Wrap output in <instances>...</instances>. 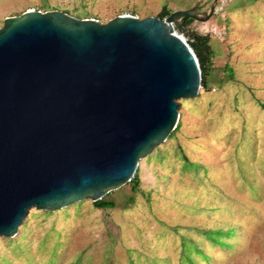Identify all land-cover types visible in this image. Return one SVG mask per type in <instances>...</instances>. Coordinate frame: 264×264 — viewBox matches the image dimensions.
<instances>
[{"label": "rangeland", "instance_id": "rangeland-1", "mask_svg": "<svg viewBox=\"0 0 264 264\" xmlns=\"http://www.w3.org/2000/svg\"><path fill=\"white\" fill-rule=\"evenodd\" d=\"M163 6L202 18L173 27L186 42L193 32L209 37L208 87L179 100L180 127L161 157L140 160L138 191L110 190L111 209L89 200L29 209L15 236L0 237V264H189L186 255L194 264H264V0H0V27L29 10L104 24L157 17ZM179 149L197 171L184 168ZM209 229L232 230L221 238L229 246L207 242Z\"/></svg>", "mask_w": 264, "mask_h": 264}, {"label": "water", "instance_id": "water-1", "mask_svg": "<svg viewBox=\"0 0 264 264\" xmlns=\"http://www.w3.org/2000/svg\"><path fill=\"white\" fill-rule=\"evenodd\" d=\"M212 13V8L207 17ZM168 17L101 24L29 10L0 27V237L29 209L102 199L163 144L179 100L201 87L195 54Z\"/></svg>", "mask_w": 264, "mask_h": 264}, {"label": "trees", "instance_id": "trees-1", "mask_svg": "<svg viewBox=\"0 0 264 264\" xmlns=\"http://www.w3.org/2000/svg\"><path fill=\"white\" fill-rule=\"evenodd\" d=\"M65 13L68 14V12L65 11ZM171 14V11H169L166 6L162 7L161 12L157 16L160 19H164L168 17ZM194 20H192L189 17H184L180 19V26L177 28L178 32H183L184 26L188 27ZM188 45L190 46L191 50L195 54V57L198 60L199 67H200V73H201V88L206 89L208 87V80H209V74H210V69H211V57L212 56V50L210 46V39L207 35H201L198 33H192L191 34V39L187 42ZM225 69L227 70L228 73V78L230 80L234 79L233 77V70L229 65H225ZM180 127V123L177 122L176 127L174 128L173 131L169 134L167 140L171 139L176 131H178ZM166 140V141H167ZM165 141V142H166ZM179 154H181V158L183 160V166L185 169H193L195 171L200 168V165L197 163H191L184 155V153L181 152V150H177ZM162 152L159 147H156L147 157H161ZM131 185V188L133 191H138L139 190V185H140V179L137 174V170L134 173V176L132 179L128 182ZM106 195L97 201L92 202V205L94 206L93 208L95 209H111L114 207V203L110 200H106ZM82 202V201H81ZM77 205L80 204L76 203ZM71 206V205H70ZM43 213L48 214L50 211H45L42 210ZM233 233L232 230H226L223 231L221 229H209V230H202L201 234L204 236L205 240L209 243H212L213 245H218L220 247L222 246H229L228 243H225L221 240L223 237H230L231 234ZM184 245V243H182ZM190 246L192 250L194 251L195 254H201L202 250L197 247L196 245L193 244V241H191ZM185 259L188 260L189 264H194L192 263V259L189 257V255L185 256Z\"/></svg>", "mask_w": 264, "mask_h": 264}]
</instances>
